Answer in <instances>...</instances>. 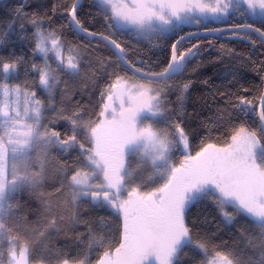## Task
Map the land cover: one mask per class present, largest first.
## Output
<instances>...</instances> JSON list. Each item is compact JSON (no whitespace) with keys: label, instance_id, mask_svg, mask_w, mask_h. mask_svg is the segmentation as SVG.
Instances as JSON below:
<instances>
[{"label":"snow or ice","instance_id":"snow-or-ice-1","mask_svg":"<svg viewBox=\"0 0 264 264\" xmlns=\"http://www.w3.org/2000/svg\"><path fill=\"white\" fill-rule=\"evenodd\" d=\"M0 264H264V0H0Z\"/></svg>","mask_w":264,"mask_h":264}]
</instances>
